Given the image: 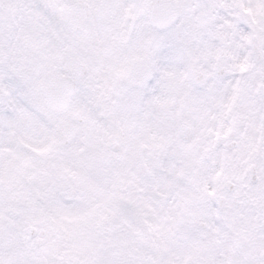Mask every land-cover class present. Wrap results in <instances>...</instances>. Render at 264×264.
I'll return each instance as SVG.
<instances>
[{
    "label": "snow or ice",
    "instance_id": "obj_1",
    "mask_svg": "<svg viewBox=\"0 0 264 264\" xmlns=\"http://www.w3.org/2000/svg\"><path fill=\"white\" fill-rule=\"evenodd\" d=\"M0 264H264V0H0Z\"/></svg>",
    "mask_w": 264,
    "mask_h": 264
}]
</instances>
